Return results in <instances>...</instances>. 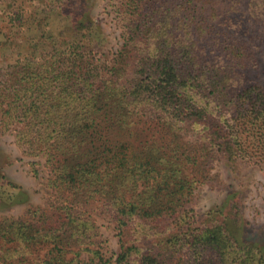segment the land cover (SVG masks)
Instances as JSON below:
<instances>
[{"label": "trees", "instance_id": "1", "mask_svg": "<svg viewBox=\"0 0 264 264\" xmlns=\"http://www.w3.org/2000/svg\"><path fill=\"white\" fill-rule=\"evenodd\" d=\"M109 3L113 57L64 37L0 78V135L42 159L31 170L50 190L47 210L0 220V264H264L238 212L206 222L190 207L218 158L264 163V83L246 73L264 57V0ZM91 205L117 223L116 256L93 240Z\"/></svg>", "mask_w": 264, "mask_h": 264}, {"label": "rangeland", "instance_id": "2", "mask_svg": "<svg viewBox=\"0 0 264 264\" xmlns=\"http://www.w3.org/2000/svg\"><path fill=\"white\" fill-rule=\"evenodd\" d=\"M15 5L14 0H0V78L10 71L14 62L41 52L54 42L63 43L64 37L70 41L79 39L82 46L93 48L97 57L104 59L113 57L123 43L124 29L113 19L116 13L109 0H25L28 14L24 29L20 31H16L10 22ZM80 19L96 21L98 25L91 30L74 29L73 22ZM263 65L264 57H261L258 66L246 72L262 84L264 70L260 68ZM15 133L9 131L0 135V220L27 217L37 208L47 210L50 198L47 170L44 169L39 177L31 170L32 161L42 159L26 153V149L18 144ZM211 175L210 181L196 186L190 204L192 214H196V219L208 222L212 214L231 218L238 212L241 219L238 234L243 240L264 246V163L252 165L239 161L231 164L221 157L214 162ZM89 214L98 227L93 240L103 247L108 257H112L120 247L116 221L94 205ZM46 249L34 248L35 257L45 254Z\"/></svg>", "mask_w": 264, "mask_h": 264}]
</instances>
